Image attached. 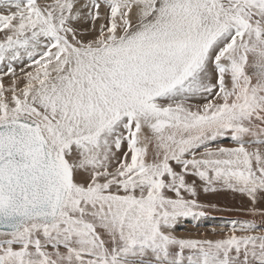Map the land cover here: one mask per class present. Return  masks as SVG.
Segmentation results:
<instances>
[{"label": "snow or ice", "instance_id": "1", "mask_svg": "<svg viewBox=\"0 0 264 264\" xmlns=\"http://www.w3.org/2000/svg\"><path fill=\"white\" fill-rule=\"evenodd\" d=\"M0 264H264V0H0Z\"/></svg>", "mask_w": 264, "mask_h": 264}, {"label": "rangeland", "instance_id": "2", "mask_svg": "<svg viewBox=\"0 0 264 264\" xmlns=\"http://www.w3.org/2000/svg\"><path fill=\"white\" fill-rule=\"evenodd\" d=\"M221 194L218 195L207 194L206 197L202 195L201 199L204 200L205 202L217 203L220 208L239 206V200L234 199L231 194H227V195L223 193ZM234 218H235L234 213H228L224 211H210L209 215L206 218H199L197 220H193L192 218H187L181 220L177 224L176 231L177 233L180 232V235L184 234V235L196 236L199 234H205L211 236L213 229L219 232L222 227L226 226L228 222Z\"/></svg>", "mask_w": 264, "mask_h": 264}, {"label": "bare ground", "instance_id": "3", "mask_svg": "<svg viewBox=\"0 0 264 264\" xmlns=\"http://www.w3.org/2000/svg\"><path fill=\"white\" fill-rule=\"evenodd\" d=\"M217 195H218V194H217ZM221 195H222V194H221ZM226 195H227V194H226ZM219 196H220V195H219ZM219 196H218V197H219ZM228 196H229V195H228ZM217 199H218V198H217ZM224 200H225V199H224ZM224 200H223V201H224ZM227 200H228V199H227ZM214 201H215V200H214ZM227 206H228V205H227ZM229 206H230V205H229ZM232 207H233V206H232ZM220 220H221V218H220ZM177 234L180 235V232L177 233ZM181 235H184V234H181Z\"/></svg>", "mask_w": 264, "mask_h": 264}]
</instances>
